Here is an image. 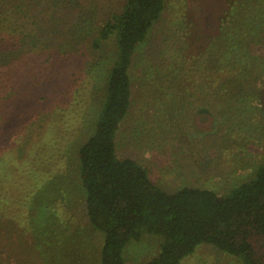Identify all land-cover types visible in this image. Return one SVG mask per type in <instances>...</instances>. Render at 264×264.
Masks as SVG:
<instances>
[{"label": "rangeland", "instance_id": "rangeland-1", "mask_svg": "<svg viewBox=\"0 0 264 264\" xmlns=\"http://www.w3.org/2000/svg\"><path fill=\"white\" fill-rule=\"evenodd\" d=\"M125 3L0 0V12L11 14L0 34L15 31L16 41L9 47L0 39V159L2 149L13 152L0 172L10 166L11 179L23 182L34 155L26 161L19 146L41 143L40 164L51 172L41 186L52 184L33 208L22 201L23 221L16 207L0 215V264L100 262L104 235L87 214L78 150L95 131L117 55L115 37L101 48L94 39ZM131 77L120 157L138 160L170 192L192 185L228 194L255 174L264 161V0H166L136 50ZM161 240H132L126 261L152 259ZM181 264L245 263L201 243Z\"/></svg>", "mask_w": 264, "mask_h": 264}, {"label": "trees", "instance_id": "trees-1", "mask_svg": "<svg viewBox=\"0 0 264 264\" xmlns=\"http://www.w3.org/2000/svg\"><path fill=\"white\" fill-rule=\"evenodd\" d=\"M165 7L166 0H126L123 10L111 15L94 39V45L101 48L115 37L117 47L95 131L78 150L87 214L104 235L99 264H129L125 248L145 234L162 238L160 251L138 264H181L201 243H211L245 264H264V161L250 179L228 194L192 185L170 192L155 183L138 160L118 155L117 135L132 104L133 57ZM0 14V23L9 21V9ZM14 33L0 34V39L11 47L16 42ZM2 150L0 160L5 162L4 156L11 157L13 152ZM18 150L26 153V161L34 155V163L24 168L28 178L23 182L11 179L10 166L2 168L0 215L10 217L16 207L15 218L23 221L22 201L24 209L33 208L40 190L44 188L50 196L52 184L41 186L51 176L48 164H40L45 161L41 143L31 148L23 144Z\"/></svg>", "mask_w": 264, "mask_h": 264}]
</instances>
